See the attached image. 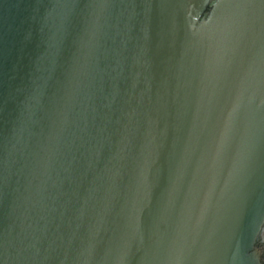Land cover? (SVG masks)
I'll return each instance as SVG.
<instances>
[{"label": "water", "instance_id": "1", "mask_svg": "<svg viewBox=\"0 0 264 264\" xmlns=\"http://www.w3.org/2000/svg\"><path fill=\"white\" fill-rule=\"evenodd\" d=\"M0 264H264V0H0Z\"/></svg>", "mask_w": 264, "mask_h": 264}]
</instances>
